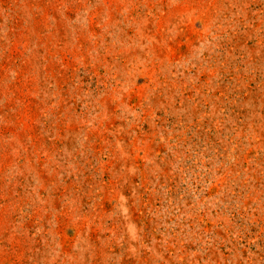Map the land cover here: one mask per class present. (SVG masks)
Returning <instances> with one entry per match:
<instances>
[{"label": "rangeland", "instance_id": "1", "mask_svg": "<svg viewBox=\"0 0 264 264\" xmlns=\"http://www.w3.org/2000/svg\"><path fill=\"white\" fill-rule=\"evenodd\" d=\"M0 264H264V0H0Z\"/></svg>", "mask_w": 264, "mask_h": 264}]
</instances>
